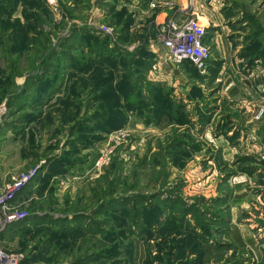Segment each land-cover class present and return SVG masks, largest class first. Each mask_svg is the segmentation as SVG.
<instances>
[{
	"label": "rangeland",
	"instance_id": "374dc122",
	"mask_svg": "<svg viewBox=\"0 0 264 264\" xmlns=\"http://www.w3.org/2000/svg\"><path fill=\"white\" fill-rule=\"evenodd\" d=\"M222 4L253 7L255 24L264 0ZM190 6L0 0V259L170 264L191 236L198 249L227 230L229 203L264 231V42L246 35L242 60L211 56L206 72L175 65L168 22L201 24L212 52Z\"/></svg>",
	"mask_w": 264,
	"mask_h": 264
},
{
	"label": "crops",
	"instance_id": "0c3cea01",
	"mask_svg": "<svg viewBox=\"0 0 264 264\" xmlns=\"http://www.w3.org/2000/svg\"><path fill=\"white\" fill-rule=\"evenodd\" d=\"M174 1L182 11L191 5V12L197 15L207 25L208 33L205 37V42L209 44L212 51L210 66L213 65L214 67L215 61H223V64L226 65L229 62L242 60L243 58L239 54L246 35H249L250 38L259 37L262 39V44L264 42V6L255 15L260 21L254 24L251 22V19L243 18V14L246 11L253 9V7H248L247 5L244 6L241 4L238 6V9L227 12L228 9L225 8L227 4L223 7V0H207L203 8L198 6L197 0L192 2L190 0ZM183 13H179V16H182ZM161 16L163 17L164 15L159 14L157 18ZM252 31L259 32L252 34ZM166 62L165 59H162L160 65L167 67L168 64ZM155 64L153 65V69ZM164 74L167 75L166 71L161 68V72H158L154 79L164 83ZM7 165L8 167L12 166L13 161ZM0 166H6V164L2 163L1 157ZM229 204L230 211L227 219L229 221L227 230L221 236L215 230L210 231L209 233L211 234H204L207 238L206 240L201 241L202 239H199L198 242L201 243L198 245L197 242L194 243L198 249L192 248L193 241H197V239L191 236L188 240L189 244L187 243L182 247L172 249L170 264H264V231L255 233L248 224L239 221V211L236 206L239 204ZM187 217L188 215L185 217L186 220ZM197 231L198 233L203 232L199 228ZM181 236H173L172 240L178 239ZM216 236L221 238L217 239ZM156 240L160 239L157 238ZM225 243L230 245L229 248L223 245ZM160 254L162 256L161 252ZM157 263V261L154 262V264Z\"/></svg>",
	"mask_w": 264,
	"mask_h": 264
},
{
	"label": "built area",
	"instance_id": "2783aa9c",
	"mask_svg": "<svg viewBox=\"0 0 264 264\" xmlns=\"http://www.w3.org/2000/svg\"><path fill=\"white\" fill-rule=\"evenodd\" d=\"M150 5L155 7L156 3L151 2ZM167 25L175 31V39L173 41L167 40L166 42V46L169 48L167 53L168 58L175 65H179L187 61L200 72H206L208 62L210 61L212 55L210 48L202 40L205 35V29L203 26L194 20L188 21L187 24L182 27H177L172 22H168ZM112 30L113 29L111 27L105 28V31L107 32H111ZM253 115L255 120L263 118L264 108L258 107ZM0 208L5 210L3 206H0ZM7 219L9 220L8 222L12 221L13 214L8 215ZM6 258L0 259V264H16L13 258Z\"/></svg>",
	"mask_w": 264,
	"mask_h": 264
},
{
	"label": "trees",
	"instance_id": "16d2710c",
	"mask_svg": "<svg viewBox=\"0 0 264 264\" xmlns=\"http://www.w3.org/2000/svg\"><path fill=\"white\" fill-rule=\"evenodd\" d=\"M101 49H103V48L101 47L100 50H101ZM103 53H104V52H103ZM104 54H105V53H104ZM114 54H115V53H114ZM106 55H108V54H106ZM98 57L101 58V59H104L106 56H104L103 54H99ZM148 85H149V83H148ZM128 86H130V83H129L128 81L124 80V85L121 86V87H122L121 89L125 90V88L128 87ZM130 91H132V90H130ZM159 97H160L159 94H155V95H154V98H155V99H158ZM161 97H162V95H161Z\"/></svg>",
	"mask_w": 264,
	"mask_h": 264
}]
</instances>
